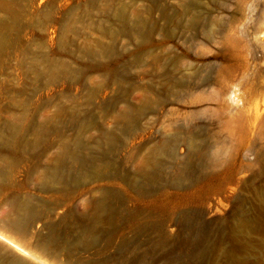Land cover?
Wrapping results in <instances>:
<instances>
[{
	"label": "bare ground",
	"instance_id": "1",
	"mask_svg": "<svg viewBox=\"0 0 264 264\" xmlns=\"http://www.w3.org/2000/svg\"><path fill=\"white\" fill-rule=\"evenodd\" d=\"M144 1L152 4L159 20L165 18L168 0H86L83 19L74 17L80 7L76 6L59 24L58 50L51 54L30 52L21 43L27 27L20 23L19 15L37 0H0V61L14 58L25 80L11 89L0 84V93L3 90L8 97L0 104V264H133L126 253L137 256L134 264H148L150 259L151 264H219L221 258L225 264H251L239 252L240 245L239 251L227 249L218 257L219 252L212 255L210 242L195 237L187 225L169 222L164 204L130 205L154 198L158 202L168 188L182 189L206 179L208 175L201 174L202 167H198L206 152H210L212 167L225 159V155H220L224 159L218 156L225 148L220 152L219 145L205 146L200 129L135 146L147 132L142 121L148 114L190 102L211 85L209 80L178 81L172 73L177 59L168 63L154 53V36L161 28L157 21L143 16L150 4L136 9ZM176 1L184 14L193 12L186 0ZM47 12L46 6L35 21L41 31L52 21ZM79 26L84 29L81 35ZM80 37L81 43L77 42ZM123 40L126 44L119 48ZM44 42V37H37L34 43L41 48ZM127 68H138L149 80L137 84ZM95 74L101 77L100 83L88 86ZM60 86L67 88L62 97L67 96L69 104L61 103L60 97L47 99L25 121L31 101ZM107 90L113 96L101 103ZM138 90L143 92L142 102L135 105L130 98ZM233 91L235 98L238 92ZM48 105L53 107L52 113L37 123L40 110ZM230 105L235 110L236 102ZM250 105L255 111L263 107L257 100ZM90 110H98V122L90 119ZM108 121L109 128L105 126ZM91 130L96 134L87 143L82 136ZM119 154L141 156L137 176L122 170L115 158ZM164 157L175 161L173 168L163 165ZM187 175L193 180L185 178V183L189 180L185 186L167 180L176 176L183 181ZM116 181L125 185L126 192L100 185ZM222 185V181H210L207 189ZM27 189L32 192L21 193ZM36 194H48L52 199L43 203ZM60 209L64 212L58 215Z\"/></svg>",
	"mask_w": 264,
	"mask_h": 264
},
{
	"label": "rangeland",
	"instance_id": "2",
	"mask_svg": "<svg viewBox=\"0 0 264 264\" xmlns=\"http://www.w3.org/2000/svg\"><path fill=\"white\" fill-rule=\"evenodd\" d=\"M85 1L44 0L38 4L37 0L31 6L26 5V8H29H24L25 13L19 15L20 23L27 27L21 43L30 52L45 50L51 54L55 53L58 50L59 24L76 6L80 7L74 17L83 19L85 12L82 7ZM145 4L150 5L148 9L145 8L148 12L143 13V16L157 21L158 27L161 28L162 35L154 36V53H160L158 55L168 63L174 58L177 59L172 70L174 78L187 83L209 80L211 85L205 86L204 91L197 92L190 98V102H179L163 108L159 113L148 114L142 121L143 125L148 126L147 132L135 141V146L169 139L184 130L195 132L200 129L205 137V146L219 145L216 147L220 152L225 148L224 153L222 151L218 155L220 158L225 155V159L222 158L224 160L220 165L212 167L210 152H206L208 157L205 155L202 162V158L197 160L201 162L198 166L202 167L200 173L208 175L206 179L182 189L168 188L165 195L158 198L161 201L156 202L154 198L146 200L147 203L133 201L130 205L133 208H142L164 204L170 216L169 222L187 225L195 237L210 242L215 249L212 250V255L216 256L218 252L224 254L227 249L232 252L239 251L240 245L239 252L249 258L251 264H264V0H186V6L193 10L190 14H184L183 6L176 0H168L164 4L165 18L160 20L158 12L148 1L138 2L135 7L140 9L146 7ZM46 6L52 21L41 31L36 27L35 21L39 12ZM175 15L177 17H174ZM77 28L80 29V35L84 33L80 26ZM37 37H44L45 42L41 48L34 43ZM82 41V37L77 38V42ZM125 44L123 40L119 48H124ZM128 48L134 49L131 45H128ZM4 60L0 61L2 88L19 87L25 80L16 60L12 57ZM126 71L137 84L141 85L149 80L141 72L138 73V68H127ZM100 81L101 77L95 74L87 85L97 86ZM236 89L238 95L232 98L233 90ZM66 90L65 86H60L33 99L27 106L28 117L25 121L30 119L41 102L49 101L47 99L60 97L61 103L69 104L68 97H62ZM2 93L0 104L4 105L8 97L3 90ZM112 96L113 92L107 90L100 99L101 103L107 102ZM142 96L143 92L138 90L132 93L130 100L133 104L140 105ZM256 100L257 103L261 101L263 104L259 111L253 110L250 105V102L254 103ZM230 102H236L235 110H231ZM45 108L40 110L37 123L44 122L45 117L53 111L51 105ZM99 116L98 110L89 111L92 121L98 122ZM105 126L109 128L110 122ZM95 134L96 131L91 130L82 136V140L89 143ZM117 157L115 158L119 159L122 170L125 168V172L137 176L140 155L128 158L125 154H119ZM25 162L30 164L29 161ZM162 162L171 168L175 165V161L170 157H164ZM193 175H187L183 181L182 177L176 176H170L167 180L175 179V182H172L185 186L189 180H193L188 178ZM185 178L189 179L186 183ZM210 181H222L223 185L207 189ZM100 185L119 193L126 192L125 185L119 181L111 184L102 182ZM26 191L32 192V189L23 190L21 193ZM38 196L42 198L40 201L43 203H49L52 199L48 194ZM62 210L58 211V215L64 212ZM222 248L226 250L223 251ZM126 254L134 264L137 256ZM150 261L152 259L148 260V264H151ZM218 263L225 264V259L221 258Z\"/></svg>",
	"mask_w": 264,
	"mask_h": 264
}]
</instances>
